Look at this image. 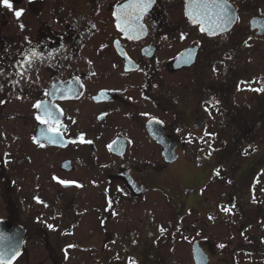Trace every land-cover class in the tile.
Segmentation results:
<instances>
[{
    "label": "flooded vegetation",
    "instance_id": "flooded-vegetation-1",
    "mask_svg": "<svg viewBox=\"0 0 264 264\" xmlns=\"http://www.w3.org/2000/svg\"><path fill=\"white\" fill-rule=\"evenodd\" d=\"M128 2L11 0V10L0 4V253L8 264H67L75 243L109 253L106 260L94 253L93 264H119L123 213L163 201L158 223L174 227L180 207L198 213L197 220L204 209L207 224L216 209L233 205L230 197L238 207L230 177L208 166L217 127L220 134L236 130L233 118L264 110V92L251 90L264 87V0H228L235 19L215 35L192 23L188 0H157L140 21L145 32L131 39L114 15ZM212 97L219 104L209 114L205 102ZM38 101L53 106L58 124L36 119H49L34 107ZM168 147L173 161L164 155ZM182 160L189 175L174 169ZM219 189L222 199L210 203ZM152 242L160 247L154 254L133 249L139 264H167L163 250L178 258L184 245L193 264H212L211 253L228 246L202 237ZM245 246L239 253H247Z\"/></svg>",
    "mask_w": 264,
    "mask_h": 264
},
{
    "label": "rangeland",
    "instance_id": "rangeland-1",
    "mask_svg": "<svg viewBox=\"0 0 264 264\" xmlns=\"http://www.w3.org/2000/svg\"><path fill=\"white\" fill-rule=\"evenodd\" d=\"M262 64L261 72L264 74V62ZM258 104L260 103L256 102V106ZM262 105L264 106V103ZM220 120L222 119H217V123ZM252 122L258 126L256 130L252 131L253 134L250 135L252 132L247 131L246 126ZM231 123L233 127H237L236 130L229 129V132L220 134V129L217 127L215 154L210 166H208V172H213L212 170L216 168L214 172L219 169L220 173L230 177V196H237L238 207L231 213L226 214L216 209L213 214V220H210L209 224L206 223L207 215L203 213L204 209L200 219L197 220L198 213L188 214L186 209L183 210L180 207L176 209L178 211L174 221L177 224L174 227H163L162 224L158 223L163 219L164 215L162 210L164 209L163 201L157 202L155 208L137 210L134 211L135 213H123L120 215L118 226L120 239L119 264H130V261L132 264H139L137 255L134 257L133 253L136 252L133 249L150 251L154 254L156 250H160V247L155 246L152 240L161 236L182 237L185 241L190 238L202 237L228 244L225 247V252L217 253L215 251L214 254L211 253L212 264H233L234 259L239 257L244 258V264H264V110L263 108H258L257 111L252 110L250 113H243L240 117L233 118ZM239 125H243L242 130L238 128ZM249 145L252 147L249 148ZM245 149H248V155L243 154ZM187 164L186 160H182L175 165L174 169L180 171V174L189 175L191 172L188 171ZM203 170H207V167L203 166ZM191 186L189 185V187ZM228 189L222 188L227 194ZM253 189L255 203L253 202ZM222 190H216V193L210 195L209 202L213 203L215 201L216 204L219 203L222 199ZM153 201L154 198H152L151 202ZM183 204L187 206L185 202ZM186 212L188 215L181 220ZM170 217L171 214L166 213V219H171ZM179 221L183 223L180 224ZM204 221L206 222L203 223ZM191 222L197 223V226L186 225ZM161 227L165 230L163 235H161ZM180 228L183 229L179 230ZM85 233L86 231H83L80 237H83ZM74 238H78V236L68 237L67 241L75 242ZM242 240L246 245V251L248 250L245 255L244 253H239V249L244 245ZM241 242L243 245L238 250H235ZM80 244L84 246L81 247L75 243V247H68V253H70L71 258L69 262L67 260V264H93L96 261L95 257L97 258L94 253L97 251L99 253L102 252V247L99 245L92 247L88 243ZM161 249L163 250V247ZM166 249H169V247ZM211 249L217 250L216 245L213 244ZM235 252L237 253L236 255L233 254ZM101 254L106 260V255L109 253L106 251ZM188 254L190 255V252L188 251V246L185 245L178 258L170 251L165 252L163 250V258L166 259L167 264H174V260L178 262L177 264H193Z\"/></svg>",
    "mask_w": 264,
    "mask_h": 264
},
{
    "label": "snow or ice",
    "instance_id": "snow-or-ice-1",
    "mask_svg": "<svg viewBox=\"0 0 264 264\" xmlns=\"http://www.w3.org/2000/svg\"><path fill=\"white\" fill-rule=\"evenodd\" d=\"M157 3V0H129V2L122 6L121 13L119 15H116L117 19V28L126 34H129V38H136L139 33L145 32V27L140 21L143 19V17L149 13V11L153 8V6ZM0 4H2L4 7H7L8 9H12V3L11 0H0ZM15 15L19 17L21 15L20 11H16ZM186 15L189 17V19L194 24L200 25V31L205 32L207 31L209 35H215L217 33H223L227 32L229 30V25L233 23V20L235 17L233 16V12L231 10V5L228 3V0H188L187 3V11ZM21 28H23V25H21ZM183 38V36H182ZM246 46L247 41H245ZM36 53H31V57H35ZM229 59L231 57H228ZM29 63H31V58L28 60ZM215 71V68L213 69ZM255 81H253L254 83ZM242 83H248V82H242ZM238 90H240L238 88ZM252 91L256 92H264V87L251 89ZM206 105V111H209V114H211V108L216 107L219 104V101L215 99V97H212L210 100H207ZM34 107L38 110L43 109L44 116L48 117L49 119H42V117L38 114L36 116V119L40 121L41 124H48L49 120L59 123V117L56 115L53 106L49 105L46 101H38L34 104ZM219 109L217 108V111ZM159 122V121H158ZM63 127V126H61ZM53 131L59 133V128L52 129ZM179 131V129H177ZM45 139H47L49 142H54L56 137L49 136L46 133L42 134ZM206 136H211L213 134L205 133ZM81 142H85L83 139V136L80 138ZM34 142H36L39 146L44 147V144L41 143L39 139L36 137H33ZM75 142V141H73ZM191 142V141H189ZM87 143H91V141H87ZM252 146L249 145V148ZM244 155H248V149H245L243 152ZM211 155V153H209ZM216 175H220V170H216ZM55 179V177H54ZM62 185H67L69 181L60 180L59 181ZM230 183V181H229ZM78 187H82V185L77 184ZM39 201V198H37ZM40 203H43L42 201H39ZM253 202L255 203V195H254V189H253ZM232 208H235V205H231V207H222V211L226 213H231ZM234 214V213H232ZM50 228H52V225H49ZM161 233L165 231L162 227L160 229ZM69 248L75 247V245H69ZM219 247L223 248L225 247L223 244L219 245ZM65 252L67 253V249H65ZM0 264H8V262L4 261L3 259V253H0ZM130 264L132 262L130 261Z\"/></svg>",
    "mask_w": 264,
    "mask_h": 264
},
{
    "label": "water",
    "instance_id": "water-1",
    "mask_svg": "<svg viewBox=\"0 0 264 264\" xmlns=\"http://www.w3.org/2000/svg\"><path fill=\"white\" fill-rule=\"evenodd\" d=\"M174 153V147L170 148H165L164 155L166 156L167 160L173 161L176 158V155ZM234 202V200H233ZM197 246H195V254L198 253L199 249H196ZM197 256V255H196ZM198 263L201 264V262L198 260Z\"/></svg>",
    "mask_w": 264,
    "mask_h": 264
}]
</instances>
